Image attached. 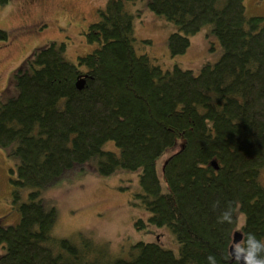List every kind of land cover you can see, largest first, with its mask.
<instances>
[{
	"label": "trees",
	"instance_id": "obj_1",
	"mask_svg": "<svg viewBox=\"0 0 264 264\" xmlns=\"http://www.w3.org/2000/svg\"><path fill=\"white\" fill-rule=\"evenodd\" d=\"M127 1L107 0L84 30L92 52L72 63L65 43L38 47L0 96V147L17 158L10 182L20 215L16 224L0 223V264H97L51 236L56 211L41 194L89 167L101 176L138 171L132 203L149 212L150 223L168 226L179 245L176 256L159 241L138 242L130 259L112 264H240L230 254L235 232L243 234L235 247L252 254L251 264L264 260L263 19L248 16L244 0H147L178 27L168 38L172 56L211 25L223 54L195 74L178 65L165 70L138 53L140 12ZM8 40L0 30V42ZM108 141L118 152L103 149ZM172 148L161 179L157 161ZM22 188H30L25 202Z\"/></svg>",
	"mask_w": 264,
	"mask_h": 264
},
{
	"label": "rangeland",
	"instance_id": "obj_2",
	"mask_svg": "<svg viewBox=\"0 0 264 264\" xmlns=\"http://www.w3.org/2000/svg\"><path fill=\"white\" fill-rule=\"evenodd\" d=\"M107 0H8L0 1V30L9 34L8 42H0V96L9 87L12 73L36 48L48 43H65V57L77 63L78 57L92 52L96 44L87 42L84 30L98 20V10ZM247 15L261 17L264 21V0H244ZM130 11H139L134 19V37L139 54H148L153 63L163 69L178 65L195 74L207 63H216L223 54L211 25H205L190 38L187 52L172 56L168 47L169 36L178 30L173 23L149 10L147 0L127 1ZM38 21L45 23L41 33L22 35L18 28ZM29 26V25H28ZM149 40L146 44L142 41ZM104 150L118 152L113 141ZM178 149V148H176ZM167 150L157 161V172L165 160L174 153ZM17 158L8 156L0 147V223L16 224L20 215L13 208L14 188L10 170ZM260 181L264 183V167ZM140 189L138 171H117L110 176L98 175L91 167L85 171H71L41 190L47 207L55 208L56 219L51 228L55 240H68L78 248L86 261L112 264L118 259H130L138 242H157L179 256V245L168 226L149 222L150 214L132 203V194ZM30 188L19 189L20 202L28 199ZM144 227L138 229L136 222ZM245 223L239 215L237 231ZM5 247L0 246V255Z\"/></svg>",
	"mask_w": 264,
	"mask_h": 264
},
{
	"label": "water",
	"instance_id": "obj_3",
	"mask_svg": "<svg viewBox=\"0 0 264 264\" xmlns=\"http://www.w3.org/2000/svg\"><path fill=\"white\" fill-rule=\"evenodd\" d=\"M211 165L218 169L217 163L212 162ZM243 239V234L241 232H235L233 236V245L230 248V254L233 259H237L240 264H251V261H246L248 255L245 252L239 251L235 246L239 244Z\"/></svg>",
	"mask_w": 264,
	"mask_h": 264
},
{
	"label": "flooded vegetation",
	"instance_id": "obj_4",
	"mask_svg": "<svg viewBox=\"0 0 264 264\" xmlns=\"http://www.w3.org/2000/svg\"><path fill=\"white\" fill-rule=\"evenodd\" d=\"M1 2L5 3L8 0H0ZM28 2V0H26ZM29 25V26H28ZM26 26H21L19 29L20 34L26 35V34H31V33H41L44 29V26L46 25L45 23L38 21L34 24H28Z\"/></svg>",
	"mask_w": 264,
	"mask_h": 264
},
{
	"label": "clouds",
	"instance_id": "obj_5",
	"mask_svg": "<svg viewBox=\"0 0 264 264\" xmlns=\"http://www.w3.org/2000/svg\"><path fill=\"white\" fill-rule=\"evenodd\" d=\"M252 258V254H249L248 257H246V261H250ZM256 264H264V260H261V261H257Z\"/></svg>",
	"mask_w": 264,
	"mask_h": 264
}]
</instances>
